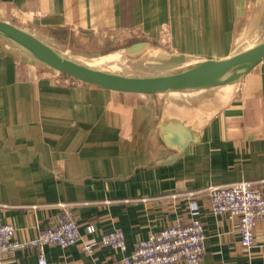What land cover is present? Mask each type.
Segmentation results:
<instances>
[{
    "label": "crops",
    "instance_id": "obj_1",
    "mask_svg": "<svg viewBox=\"0 0 264 264\" xmlns=\"http://www.w3.org/2000/svg\"><path fill=\"white\" fill-rule=\"evenodd\" d=\"M248 2L0 0V16L73 56L144 44L133 54L159 48L193 66L238 52ZM241 181L264 194V62L229 88L143 97L70 80L0 38V224L29 242L61 204L79 223L78 244L45 246L48 264H122L139 241L193 218L207 236L202 264H264V219L245 250L237 219L213 215L204 191ZM114 230L125 252L101 245ZM0 264H39L38 252Z\"/></svg>",
    "mask_w": 264,
    "mask_h": 264
},
{
    "label": "built area",
    "instance_id": "obj_2",
    "mask_svg": "<svg viewBox=\"0 0 264 264\" xmlns=\"http://www.w3.org/2000/svg\"><path fill=\"white\" fill-rule=\"evenodd\" d=\"M204 191L213 215H229L237 219L241 245L249 251L255 245V228L264 219V194L260 182L210 185ZM61 207V215L29 242L16 239L13 225L0 224V256L32 247L38 252V263L48 264L44 250L46 245L67 248L78 244L81 235L76 212L71 205L61 204ZM197 209L194 205L191 208L194 214H197ZM88 231L94 233L95 227L89 225ZM206 240L204 225L199 218H193L188 223L177 222L152 234L147 240L139 241L134 251L122 259V264H202ZM100 243L123 252L127 249L125 235L120 230L103 234ZM93 249L92 244L84 246L86 254H91Z\"/></svg>",
    "mask_w": 264,
    "mask_h": 264
},
{
    "label": "water",
    "instance_id": "obj_3",
    "mask_svg": "<svg viewBox=\"0 0 264 264\" xmlns=\"http://www.w3.org/2000/svg\"><path fill=\"white\" fill-rule=\"evenodd\" d=\"M0 38L54 73L117 94L143 97L225 89L241 82L264 62V37L254 46L219 61H206L175 72L142 76L116 73L84 64L41 38L0 17ZM144 44L130 48L141 51Z\"/></svg>",
    "mask_w": 264,
    "mask_h": 264
},
{
    "label": "rangeland",
    "instance_id": "obj_4",
    "mask_svg": "<svg viewBox=\"0 0 264 264\" xmlns=\"http://www.w3.org/2000/svg\"><path fill=\"white\" fill-rule=\"evenodd\" d=\"M246 17L249 20L248 29L252 34H254L253 33L254 29H255L254 31L257 30L256 33L261 31L263 28V24H261L262 26L260 25L259 27L258 25L256 26V24L257 22H259V19L264 20V0H249ZM252 27H254L253 30ZM249 34L250 33H246V32L242 34L243 35L242 40H247ZM158 49L157 50L153 49L151 51L148 50L143 53L131 55V54H127V52H123L125 51V48L120 49L119 47H117L111 49L110 52L106 53V55L109 56L104 58H88L82 56H73L75 54L72 55L70 54L69 56H72L78 61L90 65L94 68L110 71V72L111 71L122 72L118 70L119 67L116 68L113 64L120 63L128 66L131 65L133 69L137 70L133 72L134 75H139V76L162 75L192 66L191 63L193 62L185 61L184 63V61H178L176 60L175 57L170 56L165 51H161Z\"/></svg>",
    "mask_w": 264,
    "mask_h": 264
},
{
    "label": "bare ground",
    "instance_id": "obj_5",
    "mask_svg": "<svg viewBox=\"0 0 264 264\" xmlns=\"http://www.w3.org/2000/svg\"><path fill=\"white\" fill-rule=\"evenodd\" d=\"M1 13V12H0ZM257 19H259V18H257ZM261 24H263V28H262V30L261 31H259L258 33H256L257 32V30L256 31H254L255 29H254V27H252V30H253V33L254 34H252L250 31H249V29H248V31H247V33H250L249 34V36L247 37V40H245L244 42H242V45H240V47H239V50H238V52L237 53H240V52H242V51H244V50H246V49H248V48H250V47H252V46H254L257 42H259L263 37H264V20H260L259 19V22H257V24H256V26L258 25V27L261 25ZM254 26V25H253ZM262 26V25H261ZM256 33V34H255ZM252 34V35H251ZM251 35V36H250ZM253 35H255V36H253ZM85 64V63H84ZM116 68H118L119 67V69L118 70H120V71H122V72H117V71H111V72H116V73H126V74H128V75H134V71H137L136 69H133L132 67H131V65H125V64H120V63H116V64H113Z\"/></svg>",
    "mask_w": 264,
    "mask_h": 264
}]
</instances>
